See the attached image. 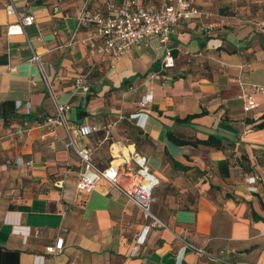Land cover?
Instances as JSON below:
<instances>
[{
	"label": "crops",
	"instance_id": "obj_1",
	"mask_svg": "<svg viewBox=\"0 0 264 264\" xmlns=\"http://www.w3.org/2000/svg\"><path fill=\"white\" fill-rule=\"evenodd\" d=\"M110 1L123 2L92 0L90 7L106 13ZM136 1L154 8L171 2ZM5 2L0 0V264H221L183 247L172 233L181 228L211 255L228 251L223 258L233 264H264V129L257 127L264 120V91L251 89L264 88V0H194L215 29L201 32L196 19L177 24L166 45L168 67L166 47L155 38L118 61L103 56L94 66L82 43L92 26L76 28L74 21L85 0H63L58 14L55 0H14L35 23L23 35L7 37L16 19L6 16ZM33 53L42 71L29 62ZM86 74L88 93L74 84ZM242 92L252 94L257 109L243 112ZM147 95L151 101L141 107ZM64 104L76 145L92 150L98 168L118 164L132 151L147 159L159 179L151 211L170 230L150 226L105 182L88 193L77 190L80 160L64 146L65 129L46 125L55 105ZM192 115L199 116L176 121ZM86 126L98 129L82 135ZM168 130L181 140L212 135L233 145L176 146ZM58 238L62 251L52 256L46 250Z\"/></svg>",
	"mask_w": 264,
	"mask_h": 264
},
{
	"label": "built area",
	"instance_id": "obj_2",
	"mask_svg": "<svg viewBox=\"0 0 264 264\" xmlns=\"http://www.w3.org/2000/svg\"><path fill=\"white\" fill-rule=\"evenodd\" d=\"M55 0L53 14L60 13V2ZM92 0H85L83 6L74 16L76 28L92 26L90 35L82 40L88 52L93 57L94 66L103 56H109L112 61H118L131 48L136 46H147L152 38L159 41L160 44L166 45L170 41L174 27L181 22H188L192 19L200 21V31L208 33L213 31L215 26L212 23L205 22L209 14L194 3V0H171L161 7L154 8L149 4H141L136 0H123L122 4L116 6L110 1L107 4L106 13L92 9L90 3ZM6 16L15 17V23L8 26L6 35L17 36L24 34V28L30 27L35 23V17L31 14H25L15 7L14 0H6L4 5ZM67 19V15L62 16ZM164 66L172 65L171 50L166 47ZM41 58L33 53L29 59L30 63L36 65L40 71ZM89 74L76 78L74 80L75 88L81 89L84 93L89 92ZM240 87L245 88L247 85L239 82ZM50 95L51 89L47 86ZM254 93L263 92L264 88L252 85ZM238 99L242 102V110L249 113L258 108V103L254 100L252 94L240 93ZM151 101L149 95L141 101V107H144ZM70 107L66 104L55 105V116L46 120V125L50 130L56 126H62L67 135L65 148L72 150L78 156L81 163V171L77 181L76 188L80 192L88 193L100 182H105L109 188L124 197L127 201L134 204L140 209L145 220L150 221V226L159 229L170 230L169 227L158 219L151 211V205L154 202L153 191L159 185L158 177L150 170L147 159L138 152L132 151L128 157L118 164L110 162L104 169L98 168L92 161V150L84 147L79 148L74 138V129L68 126L65 120L66 113ZM27 113H29V104H27ZM27 123H24L26 128ZM23 128V129H25ZM98 128L82 127V135H88ZM23 132V131H22ZM254 183V178H250ZM186 229L181 228L179 232H172L183 247L191 252L207 257L212 261L221 264H233L223 258L229 254L228 251L220 252V256H214L206 252L204 248L195 246L189 242L185 235ZM63 239L58 238L54 245L47 248V253L56 256L61 253ZM137 251L133 247L132 254ZM68 264H75L69 262Z\"/></svg>",
	"mask_w": 264,
	"mask_h": 264
},
{
	"label": "trees",
	"instance_id": "obj_3",
	"mask_svg": "<svg viewBox=\"0 0 264 264\" xmlns=\"http://www.w3.org/2000/svg\"><path fill=\"white\" fill-rule=\"evenodd\" d=\"M90 77H91V75H90ZM83 114H84V112H83ZM198 116L199 115H192V116H188L184 120L176 119V121L186 123V122H188V121H190V120H192ZM262 118L264 119V114H263ZM257 127H259L260 129H264V120L262 123L257 125ZM166 135H167L168 140H170L176 146L192 145V146L196 147L198 145H203V146H207V147H212V148L217 149V150H224V149H226L225 148L226 146L230 147L233 145L232 143L227 144L224 142V140H222L216 136H212V135H210L206 140H196L194 142L178 139L169 130L167 131Z\"/></svg>",
	"mask_w": 264,
	"mask_h": 264
},
{
	"label": "bare ground",
	"instance_id": "obj_4",
	"mask_svg": "<svg viewBox=\"0 0 264 264\" xmlns=\"http://www.w3.org/2000/svg\"><path fill=\"white\" fill-rule=\"evenodd\" d=\"M119 148H122V150H125L124 147L119 146ZM131 149H132V148H131ZM129 150H130V149H129ZM116 153H117V152H115V151L113 152L114 155H116ZM124 154L126 155V154H127V151H126Z\"/></svg>",
	"mask_w": 264,
	"mask_h": 264
},
{
	"label": "rangeland",
	"instance_id": "obj_5",
	"mask_svg": "<svg viewBox=\"0 0 264 264\" xmlns=\"http://www.w3.org/2000/svg\"><path fill=\"white\" fill-rule=\"evenodd\" d=\"M128 142L124 141V144L126 145Z\"/></svg>",
	"mask_w": 264,
	"mask_h": 264
}]
</instances>
